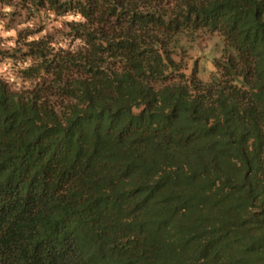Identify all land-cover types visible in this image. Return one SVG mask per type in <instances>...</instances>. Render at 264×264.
Returning a JSON list of instances; mask_svg holds the SVG:
<instances>
[{"label": "trees", "instance_id": "obj_1", "mask_svg": "<svg viewBox=\"0 0 264 264\" xmlns=\"http://www.w3.org/2000/svg\"><path fill=\"white\" fill-rule=\"evenodd\" d=\"M0 24V264H264V0H0Z\"/></svg>", "mask_w": 264, "mask_h": 264}, {"label": "rangeland", "instance_id": "obj_2", "mask_svg": "<svg viewBox=\"0 0 264 264\" xmlns=\"http://www.w3.org/2000/svg\"><path fill=\"white\" fill-rule=\"evenodd\" d=\"M12 36H15L14 32H9L8 30H5L3 28V25L0 24V38H3L8 43L7 45L11 44L12 42L11 39L13 38ZM209 51L210 49L208 47V43L204 42V43H200V45L196 46L193 50H190L189 56H191V58L193 59H196L198 57H202L204 54H206ZM213 53H215V56L219 57L218 52L213 51ZM203 59L205 60L206 57H203ZM207 69L205 70V72H201L200 74L201 79L204 81L208 80V75L211 71L214 70V66L211 63H208ZM8 74H9L8 65L5 62H0V76L8 77Z\"/></svg>", "mask_w": 264, "mask_h": 264}]
</instances>
